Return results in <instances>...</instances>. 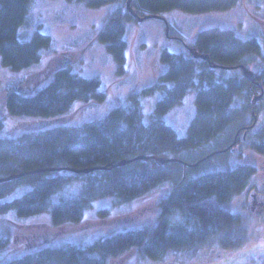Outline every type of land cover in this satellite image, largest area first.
I'll return each mask as SVG.
<instances>
[{
	"label": "trees",
	"instance_id": "obj_1",
	"mask_svg": "<svg viewBox=\"0 0 264 264\" xmlns=\"http://www.w3.org/2000/svg\"><path fill=\"white\" fill-rule=\"evenodd\" d=\"M70 1H81L96 7L120 0ZM238 1L132 0L131 5L139 15H160L172 8L189 12L225 10L235 6ZM29 2L0 0V53L5 63L15 70L39 61L42 49L52 42L50 34L40 31H36L29 40L20 38L19 28L25 19ZM123 2L108 14L98 33V38L107 44L116 60L119 73L124 72L128 60L127 22L137 18L127 9L126 0ZM192 47L208 54L211 62L194 57L191 52L185 55L165 51L162 57L169 62L170 67L162 77L175 85L157 101L149 123L143 121L138 106L129 109L120 105L112 107L105 116L90 120L82 126H41L48 119L67 113L77 101L99 102L107 97V90L99 77L82 76L69 64H61L59 57L47 66V69L53 71L45 85L31 92L17 87L3 94L0 102V129L7 113L35 119L29 122V127L21 135L0 137V177L29 172L0 182V213L14 209L20 216H31L50 209L53 224L63 226L81 221L90 205L85 194L54 204L50 202V197L57 190L76 177H96L99 182H103L98 194L120 199L142 196L166 180L174 179L175 184L161 199L158 220L151 227L123 229L85 245L68 242L32 247L31 242L48 239L47 234H42L26 243L27 253L0 264H108L111 258L131 248H137L143 254L158 259L171 249L192 247L221 232H224L221 239L225 248L239 249L243 246L248 235L242 228L243 214L231 209L228 204L247 188L257 172L255 164H239L194 178H184L185 166L188 164L182 160L161 163L150 158L112 165L139 154L168 157L167 153L171 151L201 146L225 131L231 123L242 121L236 130H244L246 125L253 123V108L257 116L264 110V95L252 104V98L261 92V85L264 86V54L256 37L243 39L230 28L208 26L199 32ZM257 56L261 57V64L256 62ZM212 63L227 66L258 65L253 75L257 82L247 79L242 73L241 76L229 77L226 82H213L202 87L195 98L196 113L188 131L186 135L180 136L163 119V115L192 88L198 77L214 79L215 66ZM154 88L149 85L143 91L150 93ZM239 94L245 95V101L231 108ZM248 114L252 119L245 122ZM249 146L264 153V124L253 134ZM227 147L230 149L231 143ZM202 161L198 159L195 165ZM172 164L182 165L180 169L184 171L183 177L175 178L176 171L180 169ZM99 165L108 167L89 172L70 169L38 171L50 166L88 168ZM25 183L33 187L18 196L2 200L6 194ZM97 185L94 184L93 188ZM7 242L6 238L0 237V250Z\"/></svg>",
	"mask_w": 264,
	"mask_h": 264
},
{
	"label": "rangeland",
	"instance_id": "obj_2",
	"mask_svg": "<svg viewBox=\"0 0 264 264\" xmlns=\"http://www.w3.org/2000/svg\"><path fill=\"white\" fill-rule=\"evenodd\" d=\"M122 4L124 2L120 0L94 7L81 1L30 0L25 19L19 28L20 38L29 40L36 31H40L50 34L52 42L42 49L43 54L39 61L23 69H12L5 63L0 53V102L3 94L9 89L20 87L23 91L31 92L45 85L51 79L53 71L47 69V66L53 63L54 58L59 57L61 64H69L82 76L99 77L102 86L107 90V97L99 102L77 101L67 113L52 120L48 119L47 123L41 126L57 124L82 126L90 120L105 116L112 107L120 105L129 109L138 106L143 121L149 123L157 101L175 85L174 82L162 77L170 67L169 62L162 57L165 51L189 55V47L195 43L202 29L219 26L234 30L243 39L256 37L264 54V0H239L232 8L204 12L172 8L162 12L160 14L162 17H148L143 20L134 18L127 22L128 60L124 72L119 73L116 60L108 50L107 44L98 38V33L104 26L108 14ZM255 58L256 62L261 64V57ZM248 67L256 70L258 65L249 64ZM242 73L240 67H214V79L198 77L192 88L163 115V119L175 128L178 135H186L196 113L195 98L198 91L213 82H226L229 77L241 76ZM149 85L155 86V90L150 93L144 92V88ZM244 101L245 95L239 94L231 108L240 106ZM34 119L24 115L5 114L0 137L21 135ZM251 119L252 116L248 114L244 120L250 122ZM241 123L242 121L231 123L225 131L201 146L171 151L167 156L188 164L185 166L184 178H194L211 171L253 163L258 169L248 188L264 186V153L249 146L253 134L264 124V110L258 113L257 124L239 145V152L233 149L223 150L233 140ZM198 159L203 161L198 165H190L196 163ZM172 166H178L180 169L182 165ZM183 175L182 169L177 170L175 178L180 179ZM99 181L96 177H76L50 197V202L54 204L85 194L90 205L84 218L76 223L55 226L50 209L31 216H20L14 209L0 213V237L8 240L0 250V262L27 253L26 243L31 242L33 237L43 236L42 234H47L48 239L31 242L32 247L68 242L85 245L123 229L151 227L158 220L161 199L175 184L174 179L166 180L142 196L120 199L116 196L102 197L100 193L98 194L103 183ZM94 184L98 185L93 188ZM32 187V184L27 183L17 186L2 200L18 196ZM247 189L237 194L228 205L243 214L242 227L251 237L256 236L260 226L264 228V218L261 219L259 211L249 202L251 189ZM103 209L105 211H101ZM223 235L224 232H221L192 247L171 249L158 259L143 254L137 248H131L111 258L108 264H174L180 261L184 264H193L203 261L212 253H226L221 264L239 262L245 254L236 249L225 248L221 239ZM247 264H264V254L250 259Z\"/></svg>",
	"mask_w": 264,
	"mask_h": 264
},
{
	"label": "water",
	"instance_id": "obj_3",
	"mask_svg": "<svg viewBox=\"0 0 264 264\" xmlns=\"http://www.w3.org/2000/svg\"><path fill=\"white\" fill-rule=\"evenodd\" d=\"M131 2H132V0H126L127 9L129 10L130 13H132L134 16H136L138 20H143V19L148 18V17H162L159 14L139 15L135 11V9L132 7ZM189 50H190V52L192 53V55L194 57H201V58L207 59V60H209V62H211L210 61V57H209L208 54L201 53L195 47H192V46L189 47ZM213 66H215V67L222 66V67H227V68H230V67H240V68H242L243 74H244V76L247 79H249V80H251L253 82H257L253 78V75H254L253 69L249 68L245 64L228 65L227 66V65H221V64H215L214 63ZM263 93H264V86L261 85V92L258 95H255L252 98V104L253 105L255 104V102L258 99H260L263 96ZM252 114L254 115V121H253V123L251 125H248V126L245 127V131H244V134L245 135L250 130L251 126H253L256 123V121H257V115L254 112V108L252 110ZM240 130L241 129H239L238 132ZM150 158H154V159H156L157 161H159L161 163H165V162H169V161H174V160H180V159L173 158V157H165V156H158V155H148V154H139V155L133 156L131 158H124V159H122V160H120V161H118V162H116V163H114L112 165H123V164H127V163H130V162H133L135 160H139V159H150ZM195 164L196 163H193V164H190V165H195ZM107 167H108V165H99V166L88 167V168H76V167H68V166H65V167L50 166V167L40 168V169H38V171H54V170H57V169H70V170L75 171V172H89V171H92V170H95V169H105ZM27 173H29V172H20V173L11 174V175H8V176H3V177H0V182L1 181H5V180L12 179L13 177H19V176L25 175ZM233 264H244V260L243 261H239V262H234Z\"/></svg>",
	"mask_w": 264,
	"mask_h": 264
},
{
	"label": "flooded vegetation",
	"instance_id": "obj_4",
	"mask_svg": "<svg viewBox=\"0 0 264 264\" xmlns=\"http://www.w3.org/2000/svg\"><path fill=\"white\" fill-rule=\"evenodd\" d=\"M244 131L245 130L243 129H241L239 132L238 130H236L233 140L230 142L232 145L231 148H234V149L236 148L237 150L239 149V145L242 143L243 140L247 138V135L249 134L248 133L245 135ZM249 185L247 186V188L249 187ZM249 189H251L249 193V202L252 203L253 208L259 211L260 217L261 219H263L264 218V212H263L264 211V186H257V187L251 186V188H248L247 190ZM236 250H238V252L240 253L245 254V257L240 260V261L244 260V264H247L252 258L261 257L264 254V228L263 226H260V230L256 233V236L254 235L250 237L247 235L246 242L243 244L242 247ZM225 256H226V253H215V254L212 253L210 254V256L206 257L203 261L194 262L193 264H221V262L225 259ZM174 264H184V262L180 261L179 263H174Z\"/></svg>",
	"mask_w": 264,
	"mask_h": 264
}]
</instances>
